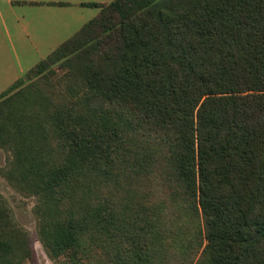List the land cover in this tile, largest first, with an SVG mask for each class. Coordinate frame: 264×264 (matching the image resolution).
Returning a JSON list of instances; mask_svg holds the SVG:
<instances>
[{
    "label": "trees",
    "instance_id": "obj_1",
    "mask_svg": "<svg viewBox=\"0 0 264 264\" xmlns=\"http://www.w3.org/2000/svg\"><path fill=\"white\" fill-rule=\"evenodd\" d=\"M82 5L100 11L0 95L49 256L264 264V0ZM31 254L0 196V264Z\"/></svg>",
    "mask_w": 264,
    "mask_h": 264
},
{
    "label": "rangeland",
    "instance_id": "obj_2",
    "mask_svg": "<svg viewBox=\"0 0 264 264\" xmlns=\"http://www.w3.org/2000/svg\"><path fill=\"white\" fill-rule=\"evenodd\" d=\"M7 2L0 0V95L19 78H26L31 68L99 11L95 8L63 9L60 6H29L23 3H14L10 8ZM62 73L59 69L58 74ZM12 157L10 147L0 144V196L15 223L26 233L32 252L23 264H64L66 259L50 257L40 240L36 212L38 196L22 193L5 175ZM90 261L84 264H91Z\"/></svg>",
    "mask_w": 264,
    "mask_h": 264
},
{
    "label": "crops",
    "instance_id": "obj_3",
    "mask_svg": "<svg viewBox=\"0 0 264 264\" xmlns=\"http://www.w3.org/2000/svg\"><path fill=\"white\" fill-rule=\"evenodd\" d=\"M111 1H109V0H105V1H100V0H8L7 3L10 6V8H11V5L14 4V3L15 4L16 3L17 4L23 3V4H26V5H29V6H43V5L46 6L47 5V6H51V7H58V6H60V8H63V9L64 8H74V7H79V8L86 9V8H95V7L83 6L82 3H91V2L109 3ZM53 3H58V4L59 3H64V4L63 5H58V4H53ZM95 9H98L100 11L99 8H95ZM99 11L97 12V14L99 13Z\"/></svg>",
    "mask_w": 264,
    "mask_h": 264
}]
</instances>
